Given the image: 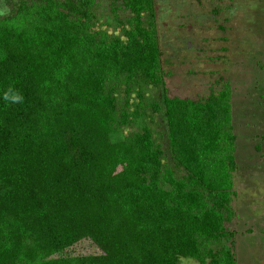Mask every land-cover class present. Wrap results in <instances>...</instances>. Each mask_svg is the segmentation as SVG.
<instances>
[{
  "label": "trees",
  "instance_id": "16d2710c",
  "mask_svg": "<svg viewBox=\"0 0 264 264\" xmlns=\"http://www.w3.org/2000/svg\"><path fill=\"white\" fill-rule=\"evenodd\" d=\"M96 1L0 17V264H237L231 82L171 96L156 0H121L125 38L97 29ZM142 86L163 90L174 166L148 126L113 140Z\"/></svg>",
  "mask_w": 264,
  "mask_h": 264
},
{
  "label": "rangeland",
  "instance_id": "374dc122",
  "mask_svg": "<svg viewBox=\"0 0 264 264\" xmlns=\"http://www.w3.org/2000/svg\"><path fill=\"white\" fill-rule=\"evenodd\" d=\"M20 1L0 0V17L11 14ZM123 6L121 0H97V29L125 38L130 13ZM156 7L154 21L170 95L206 99L224 81L233 86L238 169L233 236L225 244L234 251L237 264H264V0H156ZM145 20L148 24L153 19ZM125 97L123 88L121 104ZM130 98V110L139 116L113 140L148 126L165 161L174 166L162 88L142 86ZM181 264L201 263L183 257Z\"/></svg>",
  "mask_w": 264,
  "mask_h": 264
},
{
  "label": "clouds",
  "instance_id": "9594fccd",
  "mask_svg": "<svg viewBox=\"0 0 264 264\" xmlns=\"http://www.w3.org/2000/svg\"><path fill=\"white\" fill-rule=\"evenodd\" d=\"M4 11H7V9H5ZM5 99H11L12 102H22L23 101V97L19 94H14L11 97L6 96Z\"/></svg>",
  "mask_w": 264,
  "mask_h": 264
}]
</instances>
